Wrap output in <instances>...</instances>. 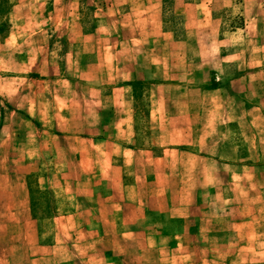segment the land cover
I'll return each instance as SVG.
<instances>
[{"label": "crops", "instance_id": "1", "mask_svg": "<svg viewBox=\"0 0 264 264\" xmlns=\"http://www.w3.org/2000/svg\"><path fill=\"white\" fill-rule=\"evenodd\" d=\"M18 3L10 1L8 19L20 20L25 16L16 11L20 8ZM207 16L211 19V12ZM257 19L252 18L254 25ZM154 20L156 28L162 29L159 12ZM76 33L83 39L95 35V31L88 34L80 29ZM2 43L7 44L5 40ZM58 55L61 56L59 51ZM5 57L0 53V204L8 196L13 204L10 211L21 212L23 216V220H14L10 226L28 227L33 234L27 242L21 237H7V242L10 238L12 242L23 240L24 249L17 246L18 252L13 248L6 251L5 238L1 236L6 224L0 221V264H264V199H261L264 190H259L264 174L246 171L249 167L244 166V155L240 156L238 146L230 142L228 121L214 124L213 115L218 114H213V109L188 107L189 93L184 95L187 107H176L177 101L176 105L172 102L175 100L166 106L168 100L161 91L180 84L172 83V79L148 81L125 76L119 85L106 90V95L100 89L94 90L97 99L94 105L98 107L93 108V125L101 132L105 124L99 117L105 113L99 106L104 107L106 99L113 100L116 106L121 84H125L121 100L129 108L116 114L127 117L125 133L133 132L127 134L131 138L127 144L131 147L121 151L126 156L123 166L130 171L129 178L117 172L118 160L111 162V152L108 158L103 157L102 165L97 159L94 161L92 172L84 171L85 158L79 154L75 172H60L51 177L56 183L41 187L40 181L49 178L36 174L38 164L46 157L40 156L37 149L48 140L52 142L48 144L51 154L53 142H69L72 131L54 125L40 129L46 126L47 116L55 120L63 110L51 100L45 101L43 89L21 92L25 82L41 85L48 81L18 76L22 62L12 56L6 65ZM60 67L63 68L61 63ZM138 100L144 103L141 110ZM84 111L80 115L82 119H77V129L85 128ZM139 116L145 117V125L153 123L157 129L154 132L158 142L151 147L149 139H143L145 128H136L135 120ZM216 129L226 137L213 135ZM98 135H86L82 139L95 145L106 142L104 145L109 148L118 145ZM80 138L73 139L80 143ZM145 140L148 147L143 144ZM134 143L137 147H133ZM156 148H161L162 155L153 156ZM4 149L9 156L3 154ZM8 160L19 165L6 173L12 179L10 186L4 167ZM164 164H168L165 169ZM214 164L222 165L216 173L218 185L207 181L213 178L210 166ZM230 164L237 165L229 169ZM27 173L33 177V188L26 184ZM124 177L129 182L122 187ZM85 179L94 181L88 190L76 188L71 196L62 190V185H76ZM166 180L173 183L169 185ZM255 181L258 188L249 193L253 189H245L244 185ZM96 185L103 187L94 188ZM43 194L46 199L40 203L42 199L37 197ZM81 198L86 201L82 202ZM2 211L4 207H0V217ZM38 211L49 212L50 217L38 216ZM32 212L36 215L32 216Z\"/></svg>", "mask_w": 264, "mask_h": 264}, {"label": "rangeland", "instance_id": "2", "mask_svg": "<svg viewBox=\"0 0 264 264\" xmlns=\"http://www.w3.org/2000/svg\"><path fill=\"white\" fill-rule=\"evenodd\" d=\"M10 1H19L20 8L16 11L19 15H25L20 20L8 19V8L12 5ZM158 12L161 16L160 30L156 28L157 21L154 20ZM207 12H211V19ZM253 17L259 18L255 25ZM78 29L88 34L95 31V35L83 39L76 33ZM2 40L7 42L0 44V53L6 55V65L12 56H15V61L22 62L18 76L29 75L38 81H48L41 85L25 82L21 92L43 89L45 101L51 100L58 109L63 110L55 120L47 116L46 126L40 129L54 125L72 131L69 142H53L51 154L48 144L52 142L48 140H42V147L37 149L40 156L45 154L46 157L38 164L36 174L49 178L40 181L41 187L56 183L54 179L51 181V177L60 172H75L76 165H79V154L85 158L84 171L92 172L95 170L94 161L97 159L102 165L103 157L108 158L111 152V162L118 160L117 172L129 178L127 174L130 171L123 166L126 156L121 151L131 147V144H127L131 139L127 134L133 132L125 133L127 117L116 114L129 108L121 100L125 84H121L122 92H119L116 106L112 104L113 100L108 99L104 100V107L99 106L105 113L99 117L105 124L101 132L99 127L94 128L92 116L93 108L98 107L94 105L97 100L94 99V90L100 89L106 95V90L119 85L125 76L148 81L172 79V83H180L161 91L168 100L166 106L175 100L172 102L176 105L177 101L176 107L189 105L213 109V114H218L213 115L214 124L217 121L226 124L228 121L230 142L238 146L240 156L244 155V166L249 167L246 171L249 174L252 171L264 174V163H260V159H264V0H0ZM28 71L34 74H28ZM49 80L54 82L50 83ZM210 81H213L212 85ZM187 93L191 96L188 105L185 104L187 99L184 100ZM136 102L141 110L143 101ZM83 111L85 128L77 129V119H82L80 115ZM144 120V116L137 117L136 128H145L143 139L148 138L151 147L158 142L154 132L157 129L153 123L145 125ZM97 133L102 140L118 145L109 148L104 145L106 142L95 145L82 139ZM213 135L220 139L226 137L220 129H216ZM75 137H81L80 143L73 139ZM147 142L145 140L143 144L148 147ZM133 145L137 147L135 143ZM3 154L9 156L6 149ZM167 154L171 157L170 153ZM158 155H162L161 148L153 151V156ZM249 158L252 160L248 162ZM108 161L105 160L107 166ZM233 165H228L229 169ZM18 166L8 160L4 165L5 176L8 177L6 173ZM167 166L162 165L164 169ZM220 166H210L213 168V178L207 181L213 185L219 184L216 173ZM23 168L28 167L23 165ZM11 180L8 177V186ZM33 182V177L27 173L26 184L33 188ZM93 182L85 179L76 185H62L61 189L71 196L76 188L88 190ZM128 182L125 177L122 178V187ZM166 182L169 185L173 183L172 180ZM161 183L164 184L165 180ZM260 186L259 190H264V182ZM98 187L103 186L96 185L94 188ZM244 188H252L253 191L249 193H253L258 185L255 181L252 185L245 184ZM37 198L44 203L46 196L43 194ZM261 199H264L263 194ZM12 205L8 196L0 204L5 208L0 221L6 224L1 236L5 238L6 251L13 248L18 252L17 246L24 249L23 240L12 242L10 238L7 242L6 238L21 237L27 242L33 233L30 234L28 227L22 225L10 226L14 220H23L21 212L10 211ZM36 214L50 217L49 212L38 211ZM36 214L32 212V216Z\"/></svg>", "mask_w": 264, "mask_h": 264}, {"label": "trees", "instance_id": "3", "mask_svg": "<svg viewBox=\"0 0 264 264\" xmlns=\"http://www.w3.org/2000/svg\"><path fill=\"white\" fill-rule=\"evenodd\" d=\"M185 1H191V0H185ZM210 84L212 85V84H213V81H212V82H210Z\"/></svg>", "mask_w": 264, "mask_h": 264}]
</instances>
